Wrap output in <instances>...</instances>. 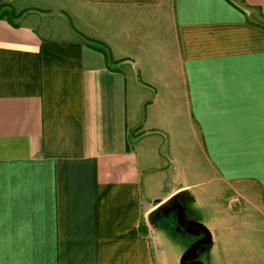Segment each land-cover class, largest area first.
I'll return each mask as SVG.
<instances>
[{
    "label": "crops",
    "instance_id": "obj_1",
    "mask_svg": "<svg viewBox=\"0 0 264 264\" xmlns=\"http://www.w3.org/2000/svg\"><path fill=\"white\" fill-rule=\"evenodd\" d=\"M180 191L197 259L264 264V0H0V264H178Z\"/></svg>",
    "mask_w": 264,
    "mask_h": 264
},
{
    "label": "rangeland",
    "instance_id": "obj_2",
    "mask_svg": "<svg viewBox=\"0 0 264 264\" xmlns=\"http://www.w3.org/2000/svg\"><path fill=\"white\" fill-rule=\"evenodd\" d=\"M195 161L199 162L200 167L202 170L200 171V175L198 178H196L194 183H197L196 187L194 190L196 191L197 189H206L209 190L212 188V177L208 173L207 170H205V164L201 163V158L195 157ZM161 179V186L160 188H153V192L155 193V190L159 193V196H161L165 191H169L176 187L177 184L182 182V178L180 175L178 176H173V175H167V172L163 173L160 172L159 175H157V180L160 181ZM193 181V180H192ZM200 205V207H198ZM190 207L192 209V215L195 219L200 220L209 230L212 228V223L209 220V214L212 213V207L209 206V203H194L193 200H190ZM158 212H153L151 216L148 219V223L150 228L153 230L157 229V234L159 237V242L163 246L164 253L166 255V258L171 262L178 261L179 264V259L184 252V250L187 247H184L186 244L183 243V236L185 238H189L187 236L186 232H183L181 229L178 228L177 222L175 219L168 218L166 215H161ZM238 230H241V233L247 234L246 231L244 230V227H241L243 225L238 224ZM178 228V231H176ZM241 228V229H240ZM192 238V237H191ZM225 239V237H224ZM237 239H240V236L237 237ZM189 243V242H188ZM204 264H209V260L203 256L200 258V261Z\"/></svg>",
    "mask_w": 264,
    "mask_h": 264
},
{
    "label": "water",
    "instance_id": "obj_3",
    "mask_svg": "<svg viewBox=\"0 0 264 264\" xmlns=\"http://www.w3.org/2000/svg\"><path fill=\"white\" fill-rule=\"evenodd\" d=\"M187 191H180L172 194L165 201L158 204L156 210L161 215H168L173 213L176 218L178 228H182L184 232L193 236H199L194 242H192L182 253L179 260V264H204L197 259L199 252L206 249L211 244L210 230L200 221L192 220L186 216V201L182 198L183 194ZM192 200V197L189 196Z\"/></svg>",
    "mask_w": 264,
    "mask_h": 264
},
{
    "label": "flooded vegetation",
    "instance_id": "obj_4",
    "mask_svg": "<svg viewBox=\"0 0 264 264\" xmlns=\"http://www.w3.org/2000/svg\"><path fill=\"white\" fill-rule=\"evenodd\" d=\"M186 213H187V210H186ZM159 214H160V212H159ZM159 216H161V214L159 215ZM168 218H173V219H175L176 220V218H175V215L173 214V213H169L168 215H166ZM186 216H187V214H186ZM188 218V217H187ZM191 236H193V235H191ZM195 237V240L199 237V236H194ZM194 240V241H195Z\"/></svg>",
    "mask_w": 264,
    "mask_h": 264
}]
</instances>
